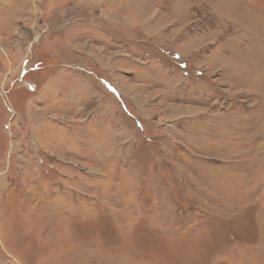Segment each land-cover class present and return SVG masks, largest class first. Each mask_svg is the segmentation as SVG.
<instances>
[{
  "label": "rangeland",
  "instance_id": "rangeland-1",
  "mask_svg": "<svg viewBox=\"0 0 264 264\" xmlns=\"http://www.w3.org/2000/svg\"><path fill=\"white\" fill-rule=\"evenodd\" d=\"M0 264H264V0H0Z\"/></svg>",
  "mask_w": 264,
  "mask_h": 264
}]
</instances>
